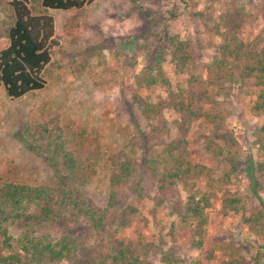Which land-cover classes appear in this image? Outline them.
<instances>
[{
  "label": "trees",
  "instance_id": "obj_1",
  "mask_svg": "<svg viewBox=\"0 0 264 264\" xmlns=\"http://www.w3.org/2000/svg\"><path fill=\"white\" fill-rule=\"evenodd\" d=\"M93 1L0 0V39L7 41L0 49V87L9 98L44 89L51 67H63L64 58H69L72 73L87 70V59L81 63L63 50L50 10L83 9ZM217 1L207 0L197 12L207 35L218 38L207 41L213 49L208 61L201 60L199 39L176 33L166 34L161 45L145 48V61L134 83L137 88L162 87L165 95L152 101L134 93L132 102L143 115V134L159 149H152L142 162L122 149L109 155L111 172L105 205L99 206L77 192L73 183L83 163L65 147L57 125L54 128L34 120L24 125V143L45 157L57 184L0 180V264H150L151 251L158 253L162 264H204L199 257L186 260L153 242L138 241L135 246L120 237L136 211L130 204L124 205L121 191L135 183L140 170L151 171L155 193L151 196L138 182L134 184L135 193L151 197L156 206L168 201L169 213L189 227L196 249H204L207 209L218 197L223 215L241 211L242 223L264 242V200L259 195L264 192V122L251 133L261 158L254 164L250 157L246 161L250 187L260 207L247 212L241 206V196L228 188L244 159L241 144L228 126L231 109L226 98L235 84L251 82L257 87L251 111L264 115V45H260L259 36L245 34L247 26L264 13V0L255 10L223 0L224 6L216 12ZM139 11H144L140 5ZM175 16L170 12V17ZM57 53L58 59L54 58ZM167 53L174 72L184 76L175 84L165 73ZM165 109L177 115L174 136ZM193 124L199 128L202 147L224 165L216 176L208 166L190 157L187 133ZM85 130L82 126L80 135L87 139ZM202 178L205 182L199 185ZM75 216L85 218L86 231L103 237L105 252L86 246L85 238L71 226ZM216 249L223 254L217 264L247 262L242 246L235 241L217 242L216 247L205 251L206 259L211 260Z\"/></svg>",
  "mask_w": 264,
  "mask_h": 264
},
{
  "label": "rangeland",
  "instance_id": "obj_2",
  "mask_svg": "<svg viewBox=\"0 0 264 264\" xmlns=\"http://www.w3.org/2000/svg\"><path fill=\"white\" fill-rule=\"evenodd\" d=\"M230 2L255 10L261 0ZM224 4L223 0H218L214 4L215 11L219 12ZM139 5L143 12L139 11ZM206 5L207 0H95L83 9L50 10L63 50L72 53L81 63L83 58L87 59L88 68L81 74L72 73L69 58H64L63 67H51L44 89L16 99L9 98L0 87V180L32 185L57 184L45 157L30 150L23 140L22 128L27 122H47L49 126L59 127L58 133L65 147L82 160L83 168L73 183L77 192L99 206L105 205L111 172L109 155L122 149L142 162L152 149H159L154 140L143 134V115L132 102L134 93L152 101L165 95L162 87L137 88L134 83V76L145 61V48L161 45L166 34L176 33L199 39L201 60L208 61L213 49L207 41L218 38L207 35L197 15ZM170 12L176 16L170 17ZM245 34L250 38L259 36L260 45H264V13L247 26ZM6 43L5 39H0V49ZM168 56L167 53L164 69L175 84L184 76L174 72ZM59 57V53L54 56ZM256 93L257 87L246 82L235 84L226 96L231 109L228 126L241 144L244 159L228 188L241 196V206L247 212L260 207L246 172L249 157L252 164L261 158L251 135L264 122V115H254L251 111ZM164 114L174 136L177 128L173 120L177 115L168 109ZM49 119H53L52 122ZM82 126H85L87 139L80 135ZM187 137L191 159L208 166L214 176L218 175L224 165L202 147L196 124L191 126ZM134 182L148 189L151 196L155 193L150 170H140ZM204 182L205 178H202L198 184ZM135 183L121 191L124 205L136 208L129 225L120 231L125 242L135 246L138 241L153 242L186 260L199 257L204 264H217L223 257L222 251L216 249L211 260L206 259L205 251L216 247L217 242L235 241L242 246L246 264H264L261 237L248 231L241 221V211L223 215L219 197L207 209L204 249L198 250L192 244L189 227L169 213V202L156 206L151 197H139L134 191ZM180 194L184 196L185 193L180 191ZM259 195L264 200V192ZM71 226L85 238L86 246L105 252V240L100 234L86 231L84 217H73ZM148 260L150 264H162L155 251L149 253Z\"/></svg>",
  "mask_w": 264,
  "mask_h": 264
}]
</instances>
